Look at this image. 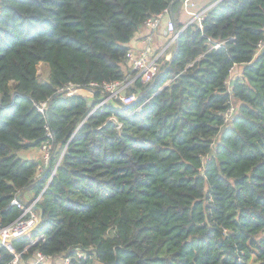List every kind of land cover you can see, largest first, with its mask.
<instances>
[{
    "label": "trees",
    "instance_id": "16d2710c",
    "mask_svg": "<svg viewBox=\"0 0 264 264\" xmlns=\"http://www.w3.org/2000/svg\"><path fill=\"white\" fill-rule=\"evenodd\" d=\"M175 1L0 0L1 226L62 156L37 203L41 223L12 243L24 262L81 247L93 260L73 264H264V0H213L202 27L176 24L170 60L154 83L129 87L131 105L97 108L101 88L91 105L67 96L69 84L126 80L128 44L148 19L176 15ZM230 98L238 112L224 124ZM47 127L51 165L37 178L38 160L20 153ZM13 258L0 243V264Z\"/></svg>",
    "mask_w": 264,
    "mask_h": 264
},
{
    "label": "built area",
    "instance_id": "2783aa9c",
    "mask_svg": "<svg viewBox=\"0 0 264 264\" xmlns=\"http://www.w3.org/2000/svg\"><path fill=\"white\" fill-rule=\"evenodd\" d=\"M184 3L187 8L195 7V3L190 0H184ZM213 5L214 4L202 11H195L194 9L196 7L194 9L189 10L188 14L190 15V21L185 24L183 29L194 22L198 23V25L202 27V22ZM164 15L165 13L152 17L142 25L148 30V32L143 36V48L137 52L129 51L127 54V59L129 63V76L126 80L106 82L101 85L99 83L92 82L87 87H80L75 84H69L67 86V96L79 94L94 101L96 99L95 93L97 88H101V91L103 92L104 96L98 100L97 108L102 107L109 101L113 100L126 106L133 104L138 99V94L134 92L128 93L127 90L129 89V87L134 85L137 81H140L143 84L154 83V81L156 80V76L160 71V67L163 63V58L166 61L170 60L171 55L167 51L172 47V45L175 43L176 38L181 33V31H179L176 26V22L174 21V19L171 18L167 21L165 27V34L166 36H168L167 42L160 48L155 46L154 35L158 30L161 29ZM220 46V43H215L213 47L219 48ZM263 50L264 38L258 44L257 54H259ZM233 70L234 68L231 70L229 78L225 81V84L228 89H232L234 81L239 78L238 77L236 79H232L231 74ZM171 81L172 80H169L166 84H169ZM230 83H232V85H230ZM37 108L42 114H46V112L48 111V102L45 101L40 104H37ZM141 109V106L137 108V110ZM237 112V107L233 104L232 98H230L228 101V108L223 113L224 124L231 123L235 119ZM116 122L118 123L117 120ZM120 127L121 124L118 123V128ZM47 130L48 138L40 146L43 155L42 158L38 161L37 178L44 177L48 171V168L51 165L53 134L49 131L48 127ZM60 158L62 159V156ZM58 165L56 164L46 184V187L38 197H33L28 201H23L18 197L11 202V205H15L21 210V214L13 223L7 226L0 225V243L8 247L14 254V258L8 264H73L76 261H88L89 259L93 260L92 253H89L87 250H84L81 247H75L71 249L69 253H63L58 255H48L41 251H37L34 259L27 260L26 262H24L21 253H18L13 248V245L8 242V239L11 237L19 238L22 235L28 233L29 230L37 224L39 220V211L35 207L38 201L41 199L42 194L46 190L48 184L55 175ZM45 240L46 239L44 235L41 233L31 240V245L37 243L38 241Z\"/></svg>",
    "mask_w": 264,
    "mask_h": 264
},
{
    "label": "crops",
    "instance_id": "0c3cea01",
    "mask_svg": "<svg viewBox=\"0 0 264 264\" xmlns=\"http://www.w3.org/2000/svg\"><path fill=\"white\" fill-rule=\"evenodd\" d=\"M195 3V9L194 8H187L186 5H184V8H181V11L176 12V15H173V13H165L161 25V29L158 30L154 35V43L157 47H162L168 39V36L165 34V27L166 23L169 19H174V21L177 19L182 24H187L190 21V15L188 14V11L191 9H194L195 11H202L212 5L213 0H190ZM185 4V3H184ZM148 30L141 26L131 42L128 44L130 47V51H139L143 48V36L146 34ZM168 50L167 52H169ZM127 70L129 67V63L126 65ZM40 147L31 148L29 150L22 151L20 153V156L26 159H37L39 161L40 156ZM28 195H32L34 197V193L32 191L27 192Z\"/></svg>",
    "mask_w": 264,
    "mask_h": 264
},
{
    "label": "rangeland",
    "instance_id": "374dc122",
    "mask_svg": "<svg viewBox=\"0 0 264 264\" xmlns=\"http://www.w3.org/2000/svg\"><path fill=\"white\" fill-rule=\"evenodd\" d=\"M181 8H184V1H183L182 5H181ZM180 11H181V9H180ZM175 22L178 25V27L181 26V23L177 19L175 20ZM182 30L183 29H179V31H182ZM169 54L172 56L171 50L169 51ZM241 70H242L241 66L235 68L233 70L232 74H231L232 79H236V78L240 77ZM49 76H50V67H49V65L46 64V63H43V62L39 63L38 66H37V77H38V79L40 81H46L49 78ZM232 82H233V80H232ZM230 85H232V83H230ZM232 101H233V104L237 107V110H238V107H239L238 104L234 101V99H232ZM39 150H40V156H39V160H40L42 158L43 152H42L41 148ZM58 163L60 164L59 161L57 162V165H58ZM23 198L25 199V201H28V200L32 199L33 196L32 195H28L27 193H25L23 195ZM97 264H99V263H97Z\"/></svg>",
    "mask_w": 264,
    "mask_h": 264
},
{
    "label": "water",
    "instance_id": "95a60500",
    "mask_svg": "<svg viewBox=\"0 0 264 264\" xmlns=\"http://www.w3.org/2000/svg\"><path fill=\"white\" fill-rule=\"evenodd\" d=\"M177 1H180V0H176L175 2H177ZM86 100L89 101V105L92 104L91 101L88 98H86ZM60 160H61V158H60ZM35 208L39 211V220H38L37 224L35 226H33L29 231H31L32 229L36 228L41 223V221L43 219V210H42V208L40 206H38V205H36ZM16 239H17V237H11V238L8 239V242L12 244Z\"/></svg>",
    "mask_w": 264,
    "mask_h": 264
}]
</instances>
